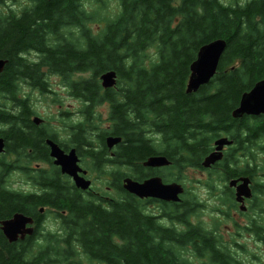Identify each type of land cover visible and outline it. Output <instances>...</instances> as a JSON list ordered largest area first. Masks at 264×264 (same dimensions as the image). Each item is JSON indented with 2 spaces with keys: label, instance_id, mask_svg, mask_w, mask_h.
<instances>
[{
  "label": "trees",
  "instance_id": "obj_1",
  "mask_svg": "<svg viewBox=\"0 0 264 264\" xmlns=\"http://www.w3.org/2000/svg\"><path fill=\"white\" fill-rule=\"evenodd\" d=\"M7 1L19 0H0V59L6 60L0 73V137L5 148L18 153L39 147L42 160L49 158L44 138L57 139L56 133L42 130L40 140L27 133L35 111L22 84L47 92L52 74L82 102V118L66 123L64 132L82 156L95 160L98 171L104 138L121 140L115 156L105 160L118 167L112 173L117 198L105 197L102 187L98 196L92 188L82 191L59 171L48 181L51 187L42 181L40 196L19 200L0 191V217L36 212L39 220L38 208L47 206L57 210L60 232L39 225L34 235L42 241L37 244L31 236L22 249L0 234V264H82L84 258L90 264H188L179 249L205 238L200 228L186 225L180 231L178 203H170L165 210L170 225L162 231L145 212L146 204L123 189L122 179L145 178L143 162L159 154L171 161L170 171L201 169L214 141L223 136L234 141L215 164L224 182L240 176L254 182L258 172L264 175V114L232 116L242 94L264 79V0H26L18 11ZM94 23L103 26L94 31ZM216 39L226 47L215 75L188 93L191 63L201 46ZM107 71L115 72L116 84L103 88L99 77ZM104 104L106 119L97 111ZM104 121L108 126L102 128ZM97 140L101 146L94 151ZM175 180L171 173L168 181ZM225 198L233 204L232 196ZM198 208L184 199L181 223H188ZM262 231L263 226L257 235ZM212 252L213 264H245Z\"/></svg>",
  "mask_w": 264,
  "mask_h": 264
},
{
  "label": "flooded vegetation",
  "instance_id": "obj_2",
  "mask_svg": "<svg viewBox=\"0 0 264 264\" xmlns=\"http://www.w3.org/2000/svg\"><path fill=\"white\" fill-rule=\"evenodd\" d=\"M68 88V87H67ZM35 114H31L30 118H29V123H33V125L31 124V126H26V131L27 133H32L31 135H33V137L37 138L40 140L41 136H40V132L42 130L44 131H50L48 128V125L46 123V121L41 118L40 116L36 115V112H34ZM78 113L80 114V112L78 111ZM64 114L69 115V112H61V115L64 116ZM246 115V114H244ZM261 115V114H260ZM246 116H250V115H246ZM34 117H39L42 121L39 124H36L33 119ZM80 117V115L78 116ZM242 117V116H241ZM78 120V119H77ZM72 123V122H71ZM70 125V124H69ZM35 127V128H34ZM64 132V131H63ZM57 136V139H53V138H44V143H45V149H44V153L47 152V154L49 155V158L46 160H42L41 156H42V151L41 148L39 150V147H25L21 152H12V151H8L5 146H4V152L0 153V173L2 172V174L0 175V191L5 193V194H9L11 195L13 198L22 200L23 198L27 197V196H40L42 193V181L45 180V182L47 183V185L49 187H51L50 184H48L49 180H52V175L54 173H56L57 171H59L61 173L60 167L56 166L53 163V158L50 156V146L47 143V140H51L54 143H56L65 153H69L70 150L74 149L75 153L78 157V165L81 168V172H79V175L89 179L91 181V188L93 189V193L94 195H100L101 193L99 191H96L98 188H95L93 186L94 184V178L91 176L93 174V172L98 171V169L95 167V160L91 159L89 157H84L82 156L76 149V147L70 143V139L71 137L66 133L65 135V139H62L60 136ZM108 137H114L111 135L106 136L104 139V144L106 146L105 149V157L100 160L99 162L101 163L102 166V170L106 171L108 173L106 176L107 179V188H109V186H111L114 191H115V182H114V177L112 176V173H109V170L116 168L115 166H111V164H106V158H111L114 157L115 155V150L117 148V144L113 145L112 147H108L106 139ZM228 137V136H227ZM229 138V137H228ZM230 139V138H229ZM232 143L230 145H226L223 147L222 149V158L220 160L223 159L225 152L228 150V148L232 147L234 144V141L231 139ZM96 143L93 144V148L94 151H99V147L101 146V143L97 141H95ZM39 145L41 146L42 144L38 141ZM6 145V143H5ZM214 143H213V150H214ZM212 150V151H213ZM211 151V152H212ZM162 155V154H159ZM86 159H89L88 161H86ZM91 159V160H90ZM219 160V161H220ZM86 161V162H84ZM218 161V162H219ZM217 163V162H216ZM214 163L212 166L210 167H204L201 169H197L198 171L204 172L207 171L208 172V182H210V184H207L208 189L207 192L210 193V197H206V198H199V200L201 202L208 201L210 202L211 200L217 198L218 201L223 202L227 201L225 199L221 198V195L224 194L225 197L227 195L232 196V201H233V205H235V210L232 212L234 215H244L246 213V211L252 207L253 204L255 203H259L260 200L257 199V195H256V191H257V187L260 186L258 184H255L253 182V180L251 179V184L250 189H251V194L249 197H243V200L240 202L236 199V189L235 187L240 184V181H238L236 183V185H229V181H231L232 179H239L240 177H244V176H240L237 178H232L230 179L228 182H223V183H219L218 185L216 183H212L211 184V178L209 177V175L211 174V172H214L218 169L215 168V164ZM144 166V165H143ZM92 167L95 169H92ZM147 170V176L145 178H141L140 179H134L138 182H142L145 179H149V178H154V177H158L161 179L162 183L167 184V183H172V182H176L178 184H181V176H179L178 181H168L167 176L165 175V171L169 170L167 168V166H160V167H145ZM83 171H85L86 173L84 174ZM98 172H102V171H98ZM104 173V172H103ZM62 174V173H61ZM15 175L18 176H22L23 179H25V182L28 184V188L24 187L22 185L23 179H18V180H11V177H16ZM181 175V172H180ZM166 177V178H165ZM248 177V176H247ZM62 178H66L67 181H69V184H73V179L71 177H69L68 175H64L62 174ZM218 179H222L220 176ZM216 180V179H215ZM184 186V184H182ZM185 187V186H184ZM89 191V190H86ZM211 191H217V194H213L211 193ZM188 191L185 189V191L183 192L182 195H180V201L179 202H170V201H165V200H161L155 197H146V198H139L137 196H135L136 198L140 199L141 201H143L142 203L146 204V209L145 212L151 216L153 219H155L157 225L161 228V230H165V228H167L170 225L169 222V218L166 215V209H168V205H170V203L172 204H176L178 203V207L180 214H179V222L177 223V227L178 229L181 231V228H186V225H190L191 227H199L200 225H203L201 221L199 220H192L194 218V216H191L188 220V223H181V202L184 205V199L183 196L187 195ZM116 191L114 193L113 196H105L108 199L112 198V197H118V195ZM211 196H214V198H212ZM203 200V201H202ZM243 202V205L245 206V209H243L241 207V203ZM47 207V206H46ZM45 207H39L38 208V213L41 215V218L39 220H37V216L38 214L36 212H32V214L29 215H25L20 211H14L12 213H10L9 215H5L0 217V234L2 235L3 238H5L9 243H17L18 245H20L21 249L24 245V242L31 236H34V241H37V244H39L42 241V237L40 236V234H35L36 229H40L42 227H44L43 230L45 229H49L52 230L51 228H49V226L47 225V217H45L43 215ZM238 209V212H237ZM252 210V209H251ZM250 210V211H251ZM52 211V215L56 214L55 209H51ZM236 211V212H235ZM240 211V213H239ZM17 213H21L25 216L31 217L32 222L31 223H25L23 228H21V230H25L26 228H31L32 232L29 234H21L20 232L17 234V237L15 240L13 241H9L8 238L5 236L3 230L1 229V222L4 220H8L11 219L15 214ZM260 216L257 217H253V218H248V222L246 225L244 226H238V222L237 220L234 221V224L238 227L237 230H241V231H236L233 232L232 234H228V237H223L221 235V232L219 231L218 227L217 230L213 229L211 230L210 228H204L201 229V232L203 233V235L205 236V238L202 237H197L194 239V242H190L187 246L185 245V249L188 252V255H190V257L192 259H187V263L188 264H213V259L211 258L212 256V249L214 250H219L220 252H224V253H228L231 258H233L234 260L240 261L235 257V253L234 251H232L231 249H235L236 251H241L244 250V245L243 242L241 241L242 238H247L251 235H255L257 237V232L256 230H259V228H262V225H257L258 221H259ZM250 219V220H249ZM194 221V222H193ZM182 226V227H181ZM205 226V225H204ZM207 227V226H206ZM245 228H247V230H245ZM249 228H251L249 230ZM264 232H261V234ZM112 239H114V244L115 245H119L120 240L117 237H113L111 236ZM258 241H260V239L257 237ZM207 240H209V243H207ZM262 241H264V238H261ZM167 243V242H166ZM212 246L214 247H211ZM231 245V247H230ZM242 262V261H240Z\"/></svg>",
  "mask_w": 264,
  "mask_h": 264
},
{
  "label": "rangeland",
  "instance_id": "obj_3",
  "mask_svg": "<svg viewBox=\"0 0 264 264\" xmlns=\"http://www.w3.org/2000/svg\"><path fill=\"white\" fill-rule=\"evenodd\" d=\"M228 2L229 0H224ZM244 0H239V2H243ZM26 0H19L18 2H11L7 1V5L15 11H18L21 8L22 4H25ZM113 3V2H112ZM103 24H97L94 23L91 25L94 31L98 30V28L102 27ZM152 51V50H151ZM150 51V52H151ZM49 91L47 92H42L38 88L31 87L27 84H22L23 91L25 95L28 96L32 110L36 112V115L40 116L43 118L47 125L49 130H53L58 136H60L62 139H65L66 133L64 131V127L66 123H70L74 120L81 119V112L80 108L82 107V102L81 100L72 97L69 94V89L63 85L61 82V79L57 75H49ZM80 112V114L78 113ZM98 113L100 114L102 119H106L108 115V105L104 104L102 106H99L97 108ZM61 112H69L68 116H62ZM80 115V117H78ZM72 120V121H71ZM108 126L107 121H104L101 123L100 127L105 128ZM89 159H86L88 161ZM91 160V159H90ZM84 161V162H86ZM120 167V166H119ZM118 167L113 168L109 170V173H113L115 170H117ZM202 168H204L202 166ZM92 169H94L92 167ZM95 170V169H94ZM122 170L124 172H127V168L122 167ZM208 171V170H207ZM204 171H198L195 168L188 167L186 169H183L181 172V168H178V170H167L165 171V175L167 178H170V174L175 175L176 178H179L181 176V184H184V188L188 191L187 195L183 196V199H189L191 200V203L199 205V208L196 210V214L194 215V218L192 220H199L202 222L203 225H200L201 229L204 228H210L211 230L215 229L217 230V227L219 231L221 232V235L223 237H228V234H232L233 232L236 231H241L237 230L238 227L234 224V221L237 220L238 226H244L248 222V218H253L260 216L259 221L257 224H261L264 228V192H260V189L257 187L256 195L257 199L260 200L259 203H255L252 205L250 210L248 209L244 215L237 214L234 215L232 212L235 210V205H229L227 201L220 202L217 200V198L211 200L210 202L208 201H203L201 202L199 198L203 199L206 197H210V193L207 192L206 189H208V172ZM95 171L91 175L94 179V184L93 186L95 188H103L106 190L108 193L106 196H113L115 191L114 189L109 186L107 188V179L106 176L108 174ZM181 172V175H180ZM258 176L254 178L255 184L258 182L261 184L264 183V175L260 172L257 173ZM16 177H11V180H18V179H23L22 176L15 175ZM211 178V184L216 183L217 185L219 183H223L224 181L219 178V175H217L214 172H211L209 175ZM20 179V181H21ZM216 179V180H215ZM22 185L26 188H28V184L25 182V179H23ZM98 191V189L96 190ZM211 193L217 194V191H211ZM214 198V196H211ZM222 199H225V195H221ZM193 207L192 205L189 204V208ZM194 208V207H193ZM236 212V211H235ZM238 212V209H237ZM240 213V211H239ZM43 215L47 217V225L49 228L52 230H58V224L59 221L56 219V214L52 215L51 208L45 207ZM194 222V221H193ZM205 225V226H204ZM207 226V227H206ZM182 227V226H181ZM264 232V231H262ZM257 237L260 239L258 241ZM257 237L255 235H251L247 238H242L241 241L243 242L244 245V250L241 251H236L235 249H231L235 253V257L242 261L245 264H264V241L261 240V238H264V233L258 234ZM188 245V244H187ZM186 245V246H187ZM178 247V246H177ZM231 247V245H230ZM179 249V248H178ZM179 253L183 256V258L187 259H192L190 255H188L187 250L185 247H181L179 249ZM94 263V262H93ZM82 264H90L89 260L84 258L82 261Z\"/></svg>",
  "mask_w": 264,
  "mask_h": 264
},
{
  "label": "water",
  "instance_id": "obj_4",
  "mask_svg": "<svg viewBox=\"0 0 264 264\" xmlns=\"http://www.w3.org/2000/svg\"><path fill=\"white\" fill-rule=\"evenodd\" d=\"M226 43L223 39L213 40L201 46L197 52L195 60L190 65V75L187 82L186 91L188 93L196 92L201 86L206 85L215 75L220 58L225 50ZM6 60L0 59V73L3 71ZM100 81L103 88L113 87L116 84V74L114 71H107L100 75ZM244 114L250 116H258L264 114V79L258 81L251 90L242 94L238 106L232 111V116L238 118ZM33 121L39 124L42 120L39 117H34ZM120 137H108L106 139L108 147L119 143ZM50 146V156L54 159L53 163L60 167L61 173L66 174L73 179L75 186L81 190H88L91 181L81 175V168L78 165V157L75 150H70L65 153L56 143L47 140ZM232 143L227 136L220 137L214 141V150L210 152L202 161L203 167H210L222 158V149L226 145ZM4 139L0 137V153L4 151ZM171 161L164 155L149 156L144 162L145 167H160L168 166ZM85 174L86 172L83 171ZM240 181L236 189V199L242 201L243 197H249L251 194L250 182L251 179L247 176L232 179L229 185L233 186ZM122 187L124 190L139 198L155 197L161 200L170 202H179L180 194L184 189L181 184L176 182L162 183L158 177L145 179L138 182L131 177L122 179ZM241 207L245 209L243 202ZM31 217L23 214H15L11 219L4 220L1 223V229L9 241L16 239L17 234H29L31 228L21 230L25 223H31Z\"/></svg>",
  "mask_w": 264,
  "mask_h": 264
}]
</instances>
